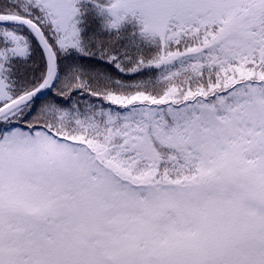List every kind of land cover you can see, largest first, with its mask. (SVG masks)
<instances>
[{"label":"snow or ice","instance_id":"snow-or-ice-1","mask_svg":"<svg viewBox=\"0 0 264 264\" xmlns=\"http://www.w3.org/2000/svg\"><path fill=\"white\" fill-rule=\"evenodd\" d=\"M77 3H0V264H264V0H109L158 37L131 67Z\"/></svg>","mask_w":264,"mask_h":264},{"label":"trees","instance_id":"trees-1","mask_svg":"<svg viewBox=\"0 0 264 264\" xmlns=\"http://www.w3.org/2000/svg\"><path fill=\"white\" fill-rule=\"evenodd\" d=\"M92 1L95 5L89 0L83 1L82 6L78 3L79 12L75 17L77 27L80 29L81 40L90 49L94 52L107 49L125 67H131L141 57L150 59L158 53V37H146L141 31L143 25L137 18L129 15L118 29H110L107 24L111 17L106 10L109 0ZM2 2L3 0H0V3ZM37 62L39 61L37 60ZM60 63L62 69H67L72 65H81L103 71L111 78L125 84H133L138 81L154 83L160 74V69L155 67H147L135 73L120 72L115 68L114 63L109 64L107 60L101 59L97 54L81 56L75 50L70 51L67 55H61ZM97 102L93 100V103ZM104 107H108V105H104Z\"/></svg>","mask_w":264,"mask_h":264},{"label":"clouds","instance_id":"clouds-1","mask_svg":"<svg viewBox=\"0 0 264 264\" xmlns=\"http://www.w3.org/2000/svg\"><path fill=\"white\" fill-rule=\"evenodd\" d=\"M113 3L116 5V7L113 9V11L121 16L126 15V12L123 10L125 7L124 0H113Z\"/></svg>","mask_w":264,"mask_h":264},{"label":"rangeland","instance_id":"rangeland-1","mask_svg":"<svg viewBox=\"0 0 264 264\" xmlns=\"http://www.w3.org/2000/svg\"><path fill=\"white\" fill-rule=\"evenodd\" d=\"M83 1H85V0H82V1L78 0V3H80V5L82 6V5H83ZM89 1H91V2L93 3V5H95V3H94L92 0H89ZM78 3H77V5H76L77 8L79 7V6H78ZM81 8H82V7H81Z\"/></svg>","mask_w":264,"mask_h":264}]
</instances>
